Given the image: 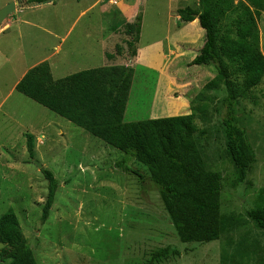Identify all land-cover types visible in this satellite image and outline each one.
Returning a JSON list of instances; mask_svg holds the SVG:
<instances>
[{"label":"rangeland","instance_id":"obj_1","mask_svg":"<svg viewBox=\"0 0 264 264\" xmlns=\"http://www.w3.org/2000/svg\"><path fill=\"white\" fill-rule=\"evenodd\" d=\"M240 1L245 0L232 3L237 6ZM11 2L16 3V9L0 26V103L12 80L6 74L12 64L18 62L22 71L49 57L54 80L101 68L106 62L101 46H105L108 35L111 37L106 50L120 57L117 63H128L133 60L127 46L133 36L126 34L127 22L122 15H129L137 6L138 37L142 44L157 36L163 38L175 23L177 9H197V0H118L115 6L109 5L108 0H54L53 6L40 4L45 6L40 10H32L38 5L30 0H0V9ZM241 10L240 6L239 11L220 21L223 34L235 37L236 15ZM81 11L84 13L78 18ZM9 21L11 27L3 32ZM50 30L59 37L70 30L67 42L61 44L59 38L48 34ZM257 30L264 56V13L257 18ZM81 39L86 48L89 45L93 49L92 58L86 61L84 54L79 58L84 62L71 61L70 66H64L66 47L72 49V45L81 44L79 53L84 52ZM59 44L63 45L61 50ZM136 46L134 43L132 49ZM188 58L181 59L179 68H174L179 73H170L174 77L171 83L175 84L168 96L189 102L198 150L207 169L222 177L224 222L220 239L181 243L156 187L148 178L146 166L130 159L124 162L125 168L139 172V180L118 167L126 157L124 154L16 92L0 106V137H6L15 126L5 119L8 111H16V120L22 125L40 120L53 124L52 137L47 136L46 144L32 160L18 148L14 153L17 168L0 169V218L9 211L17 216L38 264H147L153 253L166 247L177 254L171 250L166 259L154 264H264V232L245 217L264 190V77L258 86L243 92L235 106L237 126L246 131L255 154L247 178L237 183L222 126L226 109L221 101L226 91L223 86L206 88L216 75L215 69L189 67L185 63ZM133 69L124 123L151 119L150 107L157 101L159 84H163L156 72L137 64ZM230 70L241 89L242 76L233 68ZM11 106L14 108L10 109ZM43 170L50 171L58 182L45 222L41 217L48 182Z\"/></svg>","mask_w":264,"mask_h":264},{"label":"trees","instance_id":"obj_2","mask_svg":"<svg viewBox=\"0 0 264 264\" xmlns=\"http://www.w3.org/2000/svg\"><path fill=\"white\" fill-rule=\"evenodd\" d=\"M54 0H30L37 5ZM197 0V9L177 10L180 22L198 21L205 33L204 44L190 66H210L216 75L206 88L223 86L226 109L222 120L227 155L237 176V183L247 178L255 162V154L246 131L237 126L235 106L240 95L258 86L264 77V56L260 50L257 18L264 13V0ZM236 15L235 37L223 34L219 23L229 14ZM140 17L125 24L130 57L136 56ZM230 33V32H229ZM233 68L242 76V88L232 79ZM133 70L125 66L101 67L80 71L53 80L45 61L31 68L15 90L55 115L83 129L126 157L118 167L142 180L139 172L123 166L135 160L146 166L150 182L156 187L163 208L181 243H208L219 240L223 228L221 214L222 177L207 169L198 150L194 114L148 119L124 123L123 117L131 89ZM27 154L33 159V138L26 136ZM48 192L42 208V222L48 218L54 203L58 182L50 171H42ZM142 183V182H141ZM252 225L264 232V190L245 212ZM0 263L38 264L24 237L17 216L9 211L0 218ZM172 249L166 247L151 255L147 264L166 259ZM173 254H177L172 250Z\"/></svg>","mask_w":264,"mask_h":264},{"label":"crops","instance_id":"obj_3","mask_svg":"<svg viewBox=\"0 0 264 264\" xmlns=\"http://www.w3.org/2000/svg\"><path fill=\"white\" fill-rule=\"evenodd\" d=\"M44 5L46 7L53 6V3H47ZM45 6H41V5H38L36 7L33 6L32 10H40L42 8H45ZM137 11H138V8L136 6L135 8H133V10H131L129 15L127 16L122 15V18L126 19V22L128 24H133L135 22V18L138 13ZM83 13L84 11H81L79 13L78 18ZM59 22H62V21H59ZM73 25L74 23L71 25V27H73ZM9 27H11L10 21L6 25V28L3 29L4 30L3 32H5L6 29ZM69 31L64 32V34L60 37L59 35L53 33L51 30L48 31V34L53 36L54 38H59L61 40V44L63 43L65 44L67 42V38L69 37L68 36ZM0 34H2V32ZM204 36H205V33L200 28L197 20H194L190 23H183L179 21V18L176 15L175 23L172 25V27H170L167 30L166 35L163 38H160L159 36H157L154 39H151L147 41L146 43L141 44L140 39L138 37V43L136 46V56L133 58V60H130L128 63L127 62L117 63L120 57L114 55L110 51H107L105 48V46L108 45L106 42H108V40L111 37L110 35H108L105 40L106 41L105 46L103 48L101 46V52H102L101 56H104V58L106 59V62L104 64L105 66L103 67L125 66V67H130L134 73L133 66L137 64L145 68L146 70L156 72L158 77H160L159 78L160 81L163 82V84H159L158 86L159 92H158V95L156 96L157 101L153 103L152 106L150 107V114L152 117L151 119H156L159 117L166 118V117L179 116L180 114L187 115L190 113L189 102H186V100L184 101L180 99L179 100L170 99V97L168 96V91H170L172 89L171 86L175 84L174 81L173 83H171V81L174 80V77L171 76V74L179 73V70H174V68H179L181 59H184L187 56H189V58L187 62L185 61V63L186 65L188 64L190 67L191 61L195 58V56L198 54L199 50L202 48L204 44V41H203ZM83 39H81V41H83V45L85 46L84 44L85 41ZM62 47L63 45L59 44L58 49L61 50ZM79 47L77 45H74V46L72 45L71 46L72 49H69L70 47L68 48L66 47V50H65V53L62 59L63 60L62 64L64 66H70L71 61L73 62L76 61L77 63L84 62V60L79 59L84 54H85V57H84L85 60L90 61L91 55L94 54L93 49L90 50L89 45L87 48L85 46L84 52L80 55L79 50H82L83 46L80 44ZM74 54H76L75 58L73 57ZM48 58L40 60L36 64L32 65L29 68H25L22 71H20V64L18 62L15 65L12 64L11 68L7 70V73H6L8 78L9 79L11 78L12 80L10 82V86L8 87L7 92L4 94L1 100L0 106L3 103H5L7 100L12 98L14 94H16L17 91L15 90V87L20 82V80L24 77V75L31 68L37 66L38 64L42 62L46 61L49 64ZM49 67L51 71L52 65L49 64ZM160 91L162 92L164 91L165 93L163 92L162 94H160ZM129 95H130V91L128 94V99H129ZM159 97H161V100H159ZM13 108L14 106L10 107V109H13ZM5 119L11 120L12 123L15 124V126L11 128V130L9 131L10 133L7 134L6 137L4 138L0 137V169L8 171V170H14L17 168L18 160L15 158L14 153L18 148L27 154V141H26L25 135H30L33 138V153L36 154L37 150L42 148L46 144L47 136L52 137V133L50 132V129H52L53 124L49 125L48 123H44L43 120H40V121H33V122L22 125L19 121L16 120V111L6 112ZM0 182H1V178H0Z\"/></svg>","mask_w":264,"mask_h":264},{"label":"water","instance_id":"obj_4","mask_svg":"<svg viewBox=\"0 0 264 264\" xmlns=\"http://www.w3.org/2000/svg\"><path fill=\"white\" fill-rule=\"evenodd\" d=\"M16 3H9L0 9V26L2 23L15 11ZM39 168L41 167L39 164H36ZM3 244L0 243V250L3 248Z\"/></svg>","mask_w":264,"mask_h":264},{"label":"built area","instance_id":"obj_5","mask_svg":"<svg viewBox=\"0 0 264 264\" xmlns=\"http://www.w3.org/2000/svg\"><path fill=\"white\" fill-rule=\"evenodd\" d=\"M118 0H108V4L111 6H115L117 4Z\"/></svg>","mask_w":264,"mask_h":264}]
</instances>
